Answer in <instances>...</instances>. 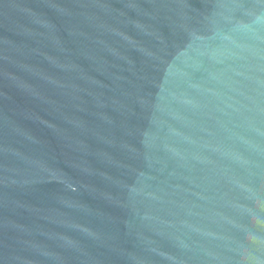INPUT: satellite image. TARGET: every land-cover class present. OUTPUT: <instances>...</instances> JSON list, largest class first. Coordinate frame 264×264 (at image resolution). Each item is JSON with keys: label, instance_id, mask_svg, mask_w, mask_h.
Returning a JSON list of instances; mask_svg holds the SVG:
<instances>
[{"label": "water", "instance_id": "1", "mask_svg": "<svg viewBox=\"0 0 264 264\" xmlns=\"http://www.w3.org/2000/svg\"><path fill=\"white\" fill-rule=\"evenodd\" d=\"M0 264H264V0H0Z\"/></svg>", "mask_w": 264, "mask_h": 264}]
</instances>
